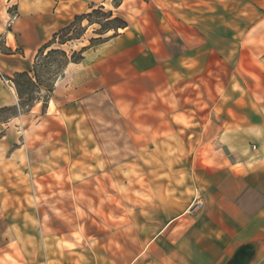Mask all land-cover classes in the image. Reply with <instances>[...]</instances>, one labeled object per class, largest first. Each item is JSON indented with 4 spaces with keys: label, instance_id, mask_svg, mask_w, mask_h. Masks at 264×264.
I'll list each match as a JSON object with an SVG mask.
<instances>
[{
    "label": "rangeland",
    "instance_id": "rangeland-1",
    "mask_svg": "<svg viewBox=\"0 0 264 264\" xmlns=\"http://www.w3.org/2000/svg\"><path fill=\"white\" fill-rule=\"evenodd\" d=\"M93 4L113 9L110 0H85L76 14ZM115 11L129 27L120 29L112 43L133 57L132 65L127 59L117 60L118 82L125 75L133 80L147 73L157 78L164 72L170 84L166 91H149L142 105L138 98L144 83L138 79L132 81L129 92L118 96L96 92V98L84 104L95 113L98 127L94 130L75 119L64 125V100L76 104L72 108L79 100L69 93L74 84L61 75L50 98L53 107L48 104L43 111L40 102L29 113L0 122V264L115 260L114 253H93L89 245L94 248L99 236L109 250L114 246L108 238L112 227L124 222L125 185L141 198L145 192L141 186L163 185L171 190L188 183L191 167L199 165L191 160L200 156L198 149H204L205 126L219 127L227 120L228 115L221 112L223 101L236 107L239 93V105L251 102L247 91L254 86L253 79L237 76L235 70L238 42L251 46L253 56L252 63L242 58L240 70L254 77L256 89L262 85V77L252 73L251 67L264 73V52L259 48L264 47V33H255L257 28L264 29V0H124ZM74 15H69L67 23ZM61 27L54 28L45 42ZM97 27L90 26L81 40L66 45L67 50L88 44ZM4 42L0 38V46ZM222 48L229 53L223 71ZM10 75L0 68L5 95L13 100L6 105L17 103L15 88L7 79ZM227 83L229 100L221 97ZM164 102L173 110L163 120L166 126L176 123L177 129L162 132L153 127L156 120L151 117L147 129L122 125L119 113L131 123L132 116L126 112L132 107L146 105L154 112ZM4 117L0 114V120ZM213 140L207 146L210 149L217 145V136ZM98 156L100 161L95 160ZM104 156L111 160L102 161ZM133 200L129 204L135 207L137 199ZM257 240L264 253V240ZM64 246L83 253H64Z\"/></svg>",
    "mask_w": 264,
    "mask_h": 264
},
{
    "label": "crops",
    "instance_id": "crops-1",
    "mask_svg": "<svg viewBox=\"0 0 264 264\" xmlns=\"http://www.w3.org/2000/svg\"><path fill=\"white\" fill-rule=\"evenodd\" d=\"M84 2L0 0V38L5 40L0 46V68L7 69L12 75L17 71L30 70L33 57L48 35L57 26L65 25L69 15L78 13ZM255 33H264V29L257 28ZM10 35L14 36L13 42ZM118 36L89 48L81 62L70 63L62 74L67 83L74 84L69 93L79 100L73 108L76 104L64 100V125L75 119L87 123L89 128L97 129L95 113L84 107L87 100L96 98V92L114 95L121 91L129 92L132 81L138 79L144 83L140 87L142 95L138 98L142 105L149 91H166L170 81L164 72H160L157 78L147 73L133 80L125 75L118 82L117 60L127 59L126 63H133L132 55L112 43ZM237 46L235 70L237 76L253 79L254 86L247 91L251 102L239 105V93L236 107H229L223 101L221 112L228 115L227 120H222L219 127L205 126L204 149H198L200 156L194 155L191 160L195 164L199 162V165L191 167L188 183L175 185L171 190H165L163 185L151 188L148 185L141 186V191L145 190L141 198L134 196L133 187L125 185L124 222L114 225L108 238V241L111 239L114 242V246L109 250L108 243L99 236L93 242L94 248L89 245L93 253H114L115 260H109L107 264H226L240 243L253 239L264 240V73L255 66L251 67L252 73L262 77V85L256 89L254 77L245 76L240 70L244 56L248 62H253L250 53L252 47L240 42ZM2 47L13 51L19 49L20 52L7 54ZM259 48L264 52V47ZM228 60L229 53H225V48H222V71ZM221 75L223 82V72ZM151 84L153 90H149ZM13 96L18 101L17 95L13 93ZM225 96L229 100L228 83L222 89V99ZM12 102L5 95L4 82L0 77V106ZM48 104L53 107L52 100ZM156 108V111L150 112L146 105L134 106L126 112L132 116L131 123L119 113L121 123L147 129L151 117L156 120L153 127L162 132L169 128L177 129L176 123L171 122L166 126L163 120L173 110L169 104L164 102ZM229 114L232 115L231 120ZM212 130L216 132L214 136L208 134ZM216 136L217 145L214 144L215 148L210 149L207 146L212 145ZM100 159L98 156L95 160ZM109 160L107 156L102 159L104 162ZM110 173L115 176L112 170ZM133 199H137V207L129 204ZM260 252L255 264H264V253ZM64 253L83 252L70 251L64 246Z\"/></svg>",
    "mask_w": 264,
    "mask_h": 264
},
{
    "label": "trees",
    "instance_id": "trees-1",
    "mask_svg": "<svg viewBox=\"0 0 264 264\" xmlns=\"http://www.w3.org/2000/svg\"><path fill=\"white\" fill-rule=\"evenodd\" d=\"M110 1L113 9H105L103 4H93L86 12L75 14L70 22L55 31L51 39L38 48L30 70L17 71L7 77L15 88L18 101L16 104L0 107V114H5L0 122L29 113L40 102L45 111L55 90L56 81L67 66L81 62L89 48L118 36L120 29L129 26L128 21L115 11L124 0ZM93 25L98 27L94 29L95 35L88 39V44L68 51L66 45L81 40L87 29ZM2 49L7 54L20 52L19 49L13 51L8 47Z\"/></svg>",
    "mask_w": 264,
    "mask_h": 264
},
{
    "label": "water",
    "instance_id": "water-1",
    "mask_svg": "<svg viewBox=\"0 0 264 264\" xmlns=\"http://www.w3.org/2000/svg\"><path fill=\"white\" fill-rule=\"evenodd\" d=\"M262 242L257 239L242 242L236 246L226 264H252L261 248Z\"/></svg>",
    "mask_w": 264,
    "mask_h": 264
}]
</instances>
